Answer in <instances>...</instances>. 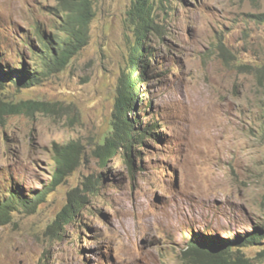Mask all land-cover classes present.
Wrapping results in <instances>:
<instances>
[{"label":"rangeland","instance_id":"1","mask_svg":"<svg viewBox=\"0 0 264 264\" xmlns=\"http://www.w3.org/2000/svg\"><path fill=\"white\" fill-rule=\"evenodd\" d=\"M93 2L89 43L54 71L47 46L66 37L61 0H0V66L40 77L28 88L5 80L0 92L5 102L32 105L0 125V199L46 191L57 147L79 141L84 150L38 211L20 209L0 227V264H188L184 249L200 234L264 232V0L156 3L149 83L138 68L130 116L154 134L136 146L133 167L127 149L106 166L92 152L112 132L132 71L133 0ZM94 176L103 182L91 192ZM76 189L86 196L81 211L48 231ZM240 249L249 264H264V239Z\"/></svg>","mask_w":264,"mask_h":264},{"label":"trees","instance_id":"2","mask_svg":"<svg viewBox=\"0 0 264 264\" xmlns=\"http://www.w3.org/2000/svg\"><path fill=\"white\" fill-rule=\"evenodd\" d=\"M165 1L170 0H133L127 13L128 23L133 28L135 35L131 51L132 71L127 77L125 85L120 88L116 99L112 132L104 139L103 143L98 144L92 151L103 166H106L114 156L118 155L121 149H127L129 154L126 162H130L133 167L136 146L142 143L144 139L153 137V125H148L145 129L140 117L137 120H132L130 116L136 114V104L139 100L138 79L135 78V74L139 71L138 68L141 73L139 76L141 82L149 83L147 77L150 75L152 52L151 47L147 46V42L155 33H160L155 6L156 3L165 5ZM61 4L66 19V37L59 42L57 41L55 48L47 46L48 62L54 71H62L66 68L71 60L89 43L90 25L95 17L93 0H61ZM257 19L264 21V14L258 15ZM38 74V71L28 73L27 69L21 70L19 68L6 71L0 66V92L6 85L5 80L8 79L20 88L32 87L40 79ZM29 104L25 102L14 104L5 102L0 98V125L5 123L6 116L19 114L23 108L32 107ZM83 155L84 150L79 141L57 147V168L51 185L46 191H42L32 198L25 197L20 192H14V190L10 192L8 197L1 198L0 227L9 224L13 220L14 213L20 209L28 214L38 211L47 195L63 184L66 177L77 169L84 157ZM102 182L101 176H94L88 180L87 189L89 188V191L92 192ZM85 199L86 196L80 194L78 189L72 191L69 194L67 205L57 215L48 231L55 233L64 225L73 222L81 211ZM8 202L9 204H7ZM263 239L264 232L261 228L253 229L244 237H236L235 240H225L215 236L205 237L200 234L189 241L184 249L183 257L188 264H249V261L242 255L240 248L258 245Z\"/></svg>","mask_w":264,"mask_h":264},{"label":"bare ground","instance_id":"3","mask_svg":"<svg viewBox=\"0 0 264 264\" xmlns=\"http://www.w3.org/2000/svg\"><path fill=\"white\" fill-rule=\"evenodd\" d=\"M161 2V1H160ZM160 4V3H159ZM61 23V22H60ZM63 37V36H62ZM18 67V66H17ZM1 86V85H0ZM3 87V86H2ZM7 97V96H6ZM17 101V100H16ZM35 116V115H34ZM3 125V124H2ZM132 129V128H131ZM145 131V130H144ZM139 133V132H138ZM133 137V136H132ZM120 146V145H119ZM137 149V148H136ZM112 153V152H111ZM113 154V153H112ZM116 154V153H115ZM108 162V161H107ZM100 188V187H99ZM98 189V188H97ZM10 195V194H9ZM13 196V195H12ZM9 201V200H8ZM4 203V202H3ZM9 204V202L7 203ZM13 206V205H12ZM14 207V206H13ZM177 211L180 213V215H183L186 217V209L184 206L177 205ZM179 214H176L175 210H171L169 214V218H172L173 216H177ZM178 217V216H177ZM183 218V217H182ZM125 263V262H124Z\"/></svg>","mask_w":264,"mask_h":264}]
</instances>
